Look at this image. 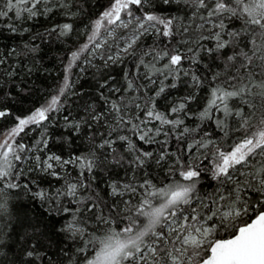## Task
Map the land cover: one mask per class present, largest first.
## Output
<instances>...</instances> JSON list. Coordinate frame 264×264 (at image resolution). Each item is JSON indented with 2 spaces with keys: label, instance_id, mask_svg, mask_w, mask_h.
Masks as SVG:
<instances>
[{
  "label": "snow or ice",
  "instance_id": "obj_1",
  "mask_svg": "<svg viewBox=\"0 0 264 264\" xmlns=\"http://www.w3.org/2000/svg\"><path fill=\"white\" fill-rule=\"evenodd\" d=\"M0 264H264V0H0Z\"/></svg>",
  "mask_w": 264,
  "mask_h": 264
}]
</instances>
